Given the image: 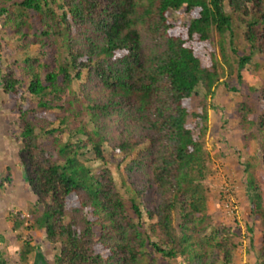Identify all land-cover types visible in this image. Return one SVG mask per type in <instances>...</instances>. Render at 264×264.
Here are the masks:
<instances>
[{
    "label": "trees",
    "instance_id": "1",
    "mask_svg": "<svg viewBox=\"0 0 264 264\" xmlns=\"http://www.w3.org/2000/svg\"><path fill=\"white\" fill-rule=\"evenodd\" d=\"M0 22L19 53L0 93L18 104L37 197L13 222L22 264L35 232L60 248L54 264H234V234L210 214L206 147L217 89L239 93L234 76L243 85L247 67L264 70V0H0ZM248 92L236 109L257 139L264 85ZM259 157L244 166L264 231V148ZM259 249L264 264V235ZM33 264L51 263L38 253Z\"/></svg>",
    "mask_w": 264,
    "mask_h": 264
},
{
    "label": "rangeland",
    "instance_id": "2",
    "mask_svg": "<svg viewBox=\"0 0 264 264\" xmlns=\"http://www.w3.org/2000/svg\"><path fill=\"white\" fill-rule=\"evenodd\" d=\"M185 20L188 18L184 11L172 12L173 24L178 25ZM0 36L1 77L6 66L19 58V53L15 51L17 48L15 43H8L2 39V37L10 39V36H6L5 32ZM77 83L78 88L79 82ZM230 84L238 87L240 92H231L222 85L217 89L215 98L212 100L213 109L210 113V131L206 147L211 165L207 184L213 194L209 209L213 224L221 223L234 234L233 242L237 247L233 256L234 264H262L259 244L264 231L252 214L244 164L253 159H260L259 156L264 148V134L257 129V139L246 137L240 127L236 106L249 93L248 87L259 88L264 85V70L257 74L251 67H247L243 85L238 82L236 76ZM198 100L199 97L196 96L195 103ZM21 142L18 104L7 95L0 93V236H2L0 264H22L19 258L22 243L18 240V235H24L25 232L22 230L14 232L13 222L21 215L28 217L37 200L29 183L25 180L22 157L26 158V154H21ZM114 157L117 160L111 161L108 167L120 191L126 194L120 174L123 168V165H120L121 157ZM95 165L100 167L102 164ZM8 168L11 169L12 183L3 184V179L9 173ZM155 200L154 194H150L146 198V203H143L145 221H148L145 211ZM250 229H253V233ZM31 234L36 251L31 255L29 264L34 263L38 253L54 264L55 255L60 253V248L50 244L44 232Z\"/></svg>",
    "mask_w": 264,
    "mask_h": 264
}]
</instances>
